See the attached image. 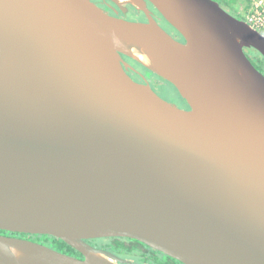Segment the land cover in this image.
<instances>
[{
	"label": "water",
	"instance_id": "95a60500",
	"mask_svg": "<svg viewBox=\"0 0 264 264\" xmlns=\"http://www.w3.org/2000/svg\"><path fill=\"white\" fill-rule=\"evenodd\" d=\"M0 0V264H264V33L216 0ZM149 3L184 38L153 16ZM132 59L189 109L128 73ZM134 69V68H133Z\"/></svg>",
	"mask_w": 264,
	"mask_h": 264
},
{
	"label": "flooded vegetation",
	"instance_id": "af4514ba",
	"mask_svg": "<svg viewBox=\"0 0 264 264\" xmlns=\"http://www.w3.org/2000/svg\"><path fill=\"white\" fill-rule=\"evenodd\" d=\"M93 1L97 2L98 5L104 7L105 9H107L110 12V14L115 15V16H118L120 18H125V19H128V20H135V21H147V17L145 15V13L144 12L137 11L131 5H128L127 12L126 13H123V11L118 6H116L112 1H110V0H93ZM216 1H218L219 4L222 6V8H224L231 15L235 16L238 19H242V20L244 19L243 18L244 17L243 16V13L238 8V6H239L238 3H234V2H232V0H216ZM149 6L153 10V12H154L153 13V16L158 20V22L168 32H170L175 38L184 41V38L180 34L176 33L173 29H171V28L169 29L167 26L164 25L165 21L162 19V17L160 16L159 12L155 8H153L150 3H149ZM135 10L137 11L136 14H139V16H134L136 18L135 19H132L130 17V15H131L132 12L134 13ZM244 50H245L246 55L250 59V61L253 63V65L264 75V56L258 50H256L253 47H245ZM127 60L130 62V64L134 68V69L133 68H130L128 70V73L132 76V78L135 81L140 82V83H148V84H150V86H152L154 88V90H156V92L160 96H162L164 99H166L168 101L175 102L180 108L189 109V106L187 105L186 101L183 100L181 98V96L179 97V95L177 93L178 92L177 90H176L177 92L175 91L176 98H173V97L171 98V97H167V96L165 97V96H163L157 90L156 85L153 83V81L150 78H148V75H147V74H151L153 76L155 74L152 73L151 71L147 70L146 68H143L141 65H139L138 63L130 60L129 58H127ZM0 234L6 235V236H14V237H17V238H26V239L34 240V239H32L30 237V234H25V233H18V232L12 233V232H9V231H6V230H0ZM117 238H119V237H117ZM121 239H126V238H121ZM136 241H138V240H136ZM138 242L141 245H145V244L141 243L140 241H138ZM96 247H98V246H96ZM117 255H119V254H117ZM119 256L120 257H123L121 255H119ZM146 257H148V256H146ZM123 258H125V257H123ZM125 259H128V258H125ZM170 259H171V261L174 264H177L174 261V258L170 257ZM128 260L132 261L134 264H142V262L139 263L138 261H135V260H132V259H128ZM143 263L144 264H148L149 263L148 262V259L146 258Z\"/></svg>",
	"mask_w": 264,
	"mask_h": 264
},
{
	"label": "trees",
	"instance_id": "16d2710c",
	"mask_svg": "<svg viewBox=\"0 0 264 264\" xmlns=\"http://www.w3.org/2000/svg\"><path fill=\"white\" fill-rule=\"evenodd\" d=\"M237 1L238 0H232V2H234V3H237ZM134 12H135L134 14L137 13L136 10ZM160 16L162 17L161 14H160ZM162 19L170 26L171 29H173L176 33H178V31L175 30V28H173L163 17H162ZM130 60H132V59H130ZM132 61H134V60H132ZM134 62H136V61H134ZM143 68H145V67H143ZM173 89L176 91V88L174 86H173ZM178 95L180 97L179 93H178ZM30 237L32 239H34L35 241L44 243V244H46L48 246H51V247H53V248H55V249H57L59 251H62L64 253L82 257V254L80 252H78L72 246H70L69 244H67L66 242H64L63 240H61L60 238H57L55 236L42 235V234H30ZM100 239H103V238L89 239L88 242L92 243L93 245H96L94 242H96L97 240H100ZM105 239H108V240L111 241V244L113 245L112 249L114 250V252H116L117 254H119V255H121V256H123L125 258L138 261L139 263L140 262L143 263L146 258L149 259L148 257L152 256L153 258H155L158 261L157 262L158 264H174L171 261V259H170V257L168 255H166V254H164L162 252H159L157 250H154V249L150 248L146 244L145 245H141L138 241H136L134 239H129V238L121 239V238H117V237L105 238ZM106 247H108V246H106ZM135 252H138L139 254L137 255V254H135ZM130 253L135 254V256L134 257L131 256ZM146 256H148V257H146ZM174 261L177 264H183L182 262H180L177 259H174Z\"/></svg>",
	"mask_w": 264,
	"mask_h": 264
},
{
	"label": "rangeland",
	"instance_id": "374dc122",
	"mask_svg": "<svg viewBox=\"0 0 264 264\" xmlns=\"http://www.w3.org/2000/svg\"><path fill=\"white\" fill-rule=\"evenodd\" d=\"M238 3V8L241 10V11H244L246 10L249 5H250V0H238L237 1ZM135 13V12H134ZM133 12L131 13L130 17L132 19H135L136 17L134 16H139V14H134ZM244 18V17H243ZM165 26H167L169 29H170V26L165 22L164 23ZM148 75V78H150L153 83L156 85L157 87V90L163 95V96H167V97H173V98H176V95H175V90L173 89V86L171 85V83H169L168 81L166 80H163L159 77H157L156 75H151V74H147ZM110 240L108 239H100V240H97L96 242H94L96 245L95 246H98L100 248H105V249H108V250H111L114 252V250L112 249V244H111V241L109 242ZM38 242V241H37ZM44 244V243H43ZM105 245V246H104ZM108 246V247H106ZM138 251V250H137ZM116 253V252H115ZM135 254H139L138 252H135ZM135 254L133 253H130L131 256H135ZM148 264H158L157 260L155 258H153L152 256L148 257ZM144 264V263H142Z\"/></svg>",
	"mask_w": 264,
	"mask_h": 264
},
{
	"label": "built area",
	"instance_id": "2783aa9c",
	"mask_svg": "<svg viewBox=\"0 0 264 264\" xmlns=\"http://www.w3.org/2000/svg\"><path fill=\"white\" fill-rule=\"evenodd\" d=\"M241 12L248 24L264 33V0H250L249 7Z\"/></svg>",
	"mask_w": 264,
	"mask_h": 264
}]
</instances>
